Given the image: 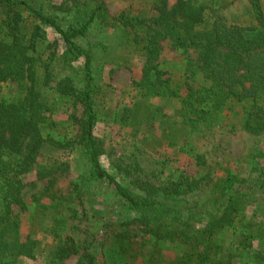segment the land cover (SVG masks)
I'll return each instance as SVG.
<instances>
[{"label": "trees", "instance_id": "trees-1", "mask_svg": "<svg viewBox=\"0 0 264 264\" xmlns=\"http://www.w3.org/2000/svg\"><path fill=\"white\" fill-rule=\"evenodd\" d=\"M122 2L111 17L104 0H0V264L140 250L143 264L167 250L171 264H264V0ZM164 45L185 58L181 81L162 69ZM134 66L117 112L104 71ZM100 126L147 154L177 150L192 173L109 171ZM225 131L253 139L239 168L201 152ZM82 224L107 230L108 249L78 238Z\"/></svg>", "mask_w": 264, "mask_h": 264}, {"label": "rangeland", "instance_id": "rangeland-1", "mask_svg": "<svg viewBox=\"0 0 264 264\" xmlns=\"http://www.w3.org/2000/svg\"><path fill=\"white\" fill-rule=\"evenodd\" d=\"M104 3L107 7L109 16L111 17L118 16L124 8L122 0H104ZM184 59V56L171 50L168 45H164V50L161 55L162 69L171 76L174 82L182 80ZM135 66L133 70L107 67L104 71L103 89L105 98L107 101H110L112 108L117 112L123 108H129L134 100L135 96L132 90V82L137 74ZM9 89L13 90L14 85L10 84ZM65 108L68 107L64 102L57 101L55 106H53V109L56 110L53 119L64 123L63 126L66 127L68 123H66L67 116L65 114L67 113L64 111ZM76 114L79 115L80 113L77 112ZM139 132L142 136L144 129H140ZM98 136L104 142L106 155L102 158V164L104 168H107L108 170L110 169V166L112 167L117 162L124 164L125 166L134 165V163H136L146 174L158 176L159 178L165 173L168 174L167 172L180 173V171H187L192 173V162L185 155L178 153L177 150L159 148L154 151L155 153L147 154V150H145L141 144L130 146L132 143H127L128 141L126 140L128 139V134L124 135L122 132L117 133L116 131L112 133L104 126H100ZM131 140L132 138H130V141ZM253 145V139L243 133L232 135L225 131L224 133L219 134L215 141L201 152L203 153L207 149L205 152H209L207 154L208 158H210L209 162L214 166L218 164H222L223 166L234 164L236 168H239L241 165H238V163ZM61 188H63V186H61ZM105 200L110 201L107 196H105ZM99 227L100 226L95 225L90 227L87 226L86 228V224H82L78 229V232L80 233L78 238L81 240H88V242L93 241L94 245L97 247L96 251L100 250L102 247L104 248V246V249H108L109 244L112 241L109 234L105 233L107 230L104 231ZM111 251H113V249L110 248L109 252ZM174 255L175 254L171 250H167V252L161 255V258L159 259L160 261L153 264H171ZM112 258L113 260L109 261V263L143 264V262H147L148 260L145 250H143V254L142 250H140V253L137 256L131 253L117 255ZM22 264L43 263L41 260H38L35 262L25 261L22 262ZM97 264H105L103 254L101 255L100 251H98L97 255Z\"/></svg>", "mask_w": 264, "mask_h": 264}]
</instances>
